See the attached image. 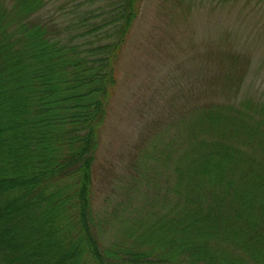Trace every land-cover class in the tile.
<instances>
[{"label":"trees","instance_id":"trees-1","mask_svg":"<svg viewBox=\"0 0 264 264\" xmlns=\"http://www.w3.org/2000/svg\"><path fill=\"white\" fill-rule=\"evenodd\" d=\"M73 1L0 0V264H264V99L243 94L250 55L223 35L217 75L190 90L214 94L174 160L173 208L162 181L135 205V186L162 173L145 137L126 164L134 187L103 210L98 154L143 0Z\"/></svg>","mask_w":264,"mask_h":264},{"label":"rangeland","instance_id":"rangeland-1","mask_svg":"<svg viewBox=\"0 0 264 264\" xmlns=\"http://www.w3.org/2000/svg\"><path fill=\"white\" fill-rule=\"evenodd\" d=\"M190 1L191 7L185 0L184 3L175 0V7L166 0H143L140 16L121 56L117 92L98 154L97 178L100 180L95 182V187L98 203L108 200L103 210L116 206L134 187L126 164L135 154L140 157L144 153L159 158L156 162L146 157L153 169L158 170L159 164L161 179L152 188L145 182L136 185L134 192L141 195H134L135 205L143 206L144 201L153 199V188L162 181L161 186H157L163 191L161 197L171 195L170 207L173 208V201L178 200V193L174 195V172L177 174L178 163L174 165V160H178L186 148L183 137L190 122L198 120V117L193 118V110L197 105L209 103L214 94V88L213 94L202 97L190 90L217 75L213 58L218 55L219 59L217 50H221V41L228 42L221 39L223 35L230 36L229 44L234 42L251 57L243 94L250 90L256 98L264 99V0H233L226 6L221 5V0ZM106 2L108 0L73 1L81 10L83 6L88 9L94 4L95 8H100ZM207 58L211 60L207 62ZM198 91L201 88L194 90ZM145 137L150 143L145 144L144 153H135ZM167 155L173 163L166 170L160 158ZM166 172L169 194L165 190ZM133 212L128 207L121 214ZM136 216H143L141 209L136 211ZM114 229L108 231L107 236H120L118 229Z\"/></svg>","mask_w":264,"mask_h":264}]
</instances>
